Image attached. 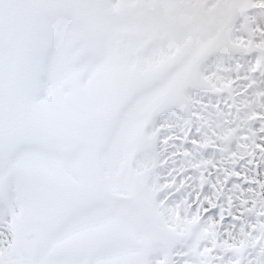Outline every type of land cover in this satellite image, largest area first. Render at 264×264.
Returning <instances> with one entry per match:
<instances>
[{
	"label": "snow or ice",
	"instance_id": "obj_1",
	"mask_svg": "<svg viewBox=\"0 0 264 264\" xmlns=\"http://www.w3.org/2000/svg\"><path fill=\"white\" fill-rule=\"evenodd\" d=\"M0 264H264V0H0Z\"/></svg>",
	"mask_w": 264,
	"mask_h": 264
}]
</instances>
